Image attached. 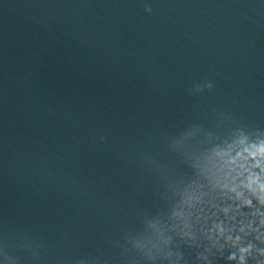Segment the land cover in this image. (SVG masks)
<instances>
[{"label": "water", "instance_id": "1", "mask_svg": "<svg viewBox=\"0 0 264 264\" xmlns=\"http://www.w3.org/2000/svg\"><path fill=\"white\" fill-rule=\"evenodd\" d=\"M206 81L211 90L192 89ZM217 112L229 127L264 128L259 0H0V239L9 255L143 264L122 254L125 237L167 211L169 182L191 176L169 141L196 124L215 131Z\"/></svg>", "mask_w": 264, "mask_h": 264}, {"label": "clouds", "instance_id": "2", "mask_svg": "<svg viewBox=\"0 0 264 264\" xmlns=\"http://www.w3.org/2000/svg\"><path fill=\"white\" fill-rule=\"evenodd\" d=\"M152 11L145 2L144 12ZM212 88V81L192 85L196 93ZM215 115V131L196 124L170 139L169 150L183 159L191 176L167 184L162 195L167 211L144 216L141 230L125 237L122 254L135 251L143 264H264V128L229 127V115ZM143 163L158 175L166 174L150 157ZM20 246L39 256V248L30 242ZM182 248L191 250L194 259ZM0 264H20L2 239Z\"/></svg>", "mask_w": 264, "mask_h": 264}]
</instances>
